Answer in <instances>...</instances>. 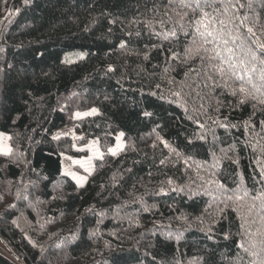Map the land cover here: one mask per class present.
I'll list each match as a JSON object with an SVG mask.
<instances>
[{"label": "trees", "instance_id": "trees-1", "mask_svg": "<svg viewBox=\"0 0 264 264\" xmlns=\"http://www.w3.org/2000/svg\"><path fill=\"white\" fill-rule=\"evenodd\" d=\"M223 3L247 18L246 45L264 43V0ZM184 12L180 0H0V133L11 147L0 152V237L17 263L0 252L8 262L264 260L251 235L264 215V97L240 104L238 83L203 86L200 59L185 61ZM255 63L254 79L264 67ZM91 107L98 115L73 117ZM67 125L82 139H53ZM118 132L125 147L112 156ZM92 138L103 159L78 187L62 156L86 155Z\"/></svg>", "mask_w": 264, "mask_h": 264}, {"label": "snow or ice", "instance_id": "snow-or-ice-1", "mask_svg": "<svg viewBox=\"0 0 264 264\" xmlns=\"http://www.w3.org/2000/svg\"><path fill=\"white\" fill-rule=\"evenodd\" d=\"M217 3H220L224 11L221 12L220 8L216 7ZM181 8L189 9V12H184L180 16V20L183 21L187 18V28L190 31H184L185 25L181 23V30L184 34L191 35L192 40L185 48V61L193 57H198L201 61L202 69L197 72V77L203 76V86L208 87V82L211 81L213 85L217 84V81H223L224 85L227 87L228 81L233 83H238V87L232 88L231 94L233 96L239 94V103L243 104L248 98L255 99L256 93H259L264 97V67L259 71L258 77L254 79V74L257 71L256 63L259 62L260 65H264V43H260L258 39L252 40L251 44L255 45L254 49L251 45H246L245 38L241 33V27L247 29V32L251 36H255L253 29L248 27L244 21L246 17L228 16V8L230 5L224 4L223 0H180ZM209 9L212 11L210 12ZM17 11H19L17 9ZM234 20H239L240 24L235 25ZM176 32L171 31L165 34V39L169 36H175ZM121 47H124L123 42ZM177 54H173L172 59H178ZM112 71L111 68L108 69ZM196 71V70H191ZM188 73H186V76ZM259 81L257 83L256 81ZM191 87V86H190ZM199 87V85H197ZM173 95L179 97L181 93H173ZM260 103H264V99L260 100ZM98 115V109L91 108L86 112H76L74 115L75 119H83L89 116ZM153 113L144 111L142 116L151 117ZM203 127V125H200ZM124 133L121 132L116 136V145L108 149V152L112 156H116L120 151L124 149V144L122 143V137ZM10 137L0 134V152L8 154L11 152V148L8 147L6 141ZM53 139H59V135L54 136ZM73 139H82V137H73ZM157 139L169 147L168 143L161 139L159 136ZM200 139H204L203 136ZM191 143V141H189ZM75 147V145H73ZM88 150L93 153V156L89 157L90 161L93 157L103 159V153L98 147V141L89 142L86 145ZM83 150V149H80ZM174 151V149H173ZM74 164H80L81 167L85 168V171L91 174L88 167H85L86 161H73ZM163 163V161H161ZM65 175H71L77 182L78 187L83 186V182L86 177H77L74 173H64ZM171 183V182H170ZM222 187V186H221ZM248 193L245 192L244 196ZM264 195V194H261ZM236 200H242L243 197L237 195ZM229 200L232 199L231 196L228 197ZM253 199H260V196L254 197ZM264 208V204L261 205ZM223 211V210H221ZM252 208H249V212ZM262 227L257 230L256 233H252V236L259 235L261 237L259 244L261 245V251H264V215L260 217ZM243 227V225H241ZM227 239V236H225ZM257 242L254 240L252 247L255 248ZM250 255L256 256L257 252L253 251ZM261 264H264V260H261Z\"/></svg>", "mask_w": 264, "mask_h": 264}, {"label": "rangeland", "instance_id": "rangeland-1", "mask_svg": "<svg viewBox=\"0 0 264 264\" xmlns=\"http://www.w3.org/2000/svg\"><path fill=\"white\" fill-rule=\"evenodd\" d=\"M68 57H70L71 59L74 57V56H70V55H67ZM91 108H96V107H91ZM91 108H88L86 110H83V111H76V112H86L88 110H90ZM97 109V108H96ZM75 112V113H76ZM74 113V115H75ZM73 115V117H74ZM74 127L73 126H70V125H67V126H64V127H61L59 129H57V131L55 132L56 135L57 134H70V135H74L75 136V133H74ZM121 133V132H118L116 135H115V139H116V136ZM0 134H3L4 136H7L8 137V134L7 133H4V132H1ZM122 140H124V136L122 137ZM8 147H10V143L9 141L7 140L6 141ZM116 145V144H115ZM114 147V146H113ZM11 148V147H10ZM3 153V152H2ZM75 160H79L78 159V156H73V155H63L62 156V173H74L77 177H85V174L83 173V171L77 167L79 166L78 164H74L73 161ZM83 168V167H82ZM69 177L72 178L71 175H68ZM73 179V178H72ZM74 180V179H73ZM76 181V180H75ZM85 182V180H84ZM83 182V183H84ZM6 246L4 245V241L3 239L0 237V252H2L3 254H5L7 257H9L11 260H13L14 262L15 259L13 258V256L6 250ZM17 263V262H16Z\"/></svg>", "mask_w": 264, "mask_h": 264}, {"label": "crops", "instance_id": "crops-1", "mask_svg": "<svg viewBox=\"0 0 264 264\" xmlns=\"http://www.w3.org/2000/svg\"><path fill=\"white\" fill-rule=\"evenodd\" d=\"M57 135H61V134H57ZM92 141H98V147H99V149H100V151L104 154V151H102V149L100 148V144H99V140L97 139V138H92V139H90L86 144H84L82 147L87 151V154L86 155H84V156H80V157H78V159H80V161H86L87 163L85 164V167H88L89 169H90V171H91V173L93 172V170H94V159H96V157H93L90 161L88 160V158L89 157H91V156H93V153L92 152H90L89 150H88V148L86 147V145H88L89 144V142H92ZM117 143V141H116V139H115V144ZM122 143L124 144V140H122ZM115 144H114V146H115ZM113 147V146H112ZM111 148V147H110ZM108 151V150H107ZM79 166H77V167H79L82 171H83V173L86 175V174H89L88 172H86L85 171V168L83 167H81V165L80 164H78Z\"/></svg>", "mask_w": 264, "mask_h": 264}, {"label": "water", "instance_id": "water-1", "mask_svg": "<svg viewBox=\"0 0 264 264\" xmlns=\"http://www.w3.org/2000/svg\"><path fill=\"white\" fill-rule=\"evenodd\" d=\"M0 264H11L3 256L0 255Z\"/></svg>", "mask_w": 264, "mask_h": 264}, {"label": "bare ground", "instance_id": "bare-ground-1", "mask_svg": "<svg viewBox=\"0 0 264 264\" xmlns=\"http://www.w3.org/2000/svg\"><path fill=\"white\" fill-rule=\"evenodd\" d=\"M67 3V2H66ZM69 4V3H68ZM28 11V10H27ZM27 41V40H26ZM18 44V43H17ZM35 79V78H34Z\"/></svg>", "mask_w": 264, "mask_h": 264}]
</instances>
